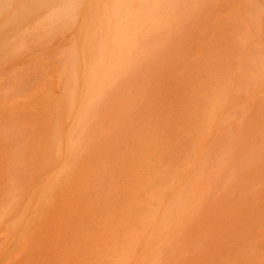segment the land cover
<instances>
[{"label":"rangeland","instance_id":"obj_1","mask_svg":"<svg viewBox=\"0 0 264 264\" xmlns=\"http://www.w3.org/2000/svg\"><path fill=\"white\" fill-rule=\"evenodd\" d=\"M263 57L264 0H0V264H264Z\"/></svg>","mask_w":264,"mask_h":264},{"label":"bare ground","instance_id":"obj_2","mask_svg":"<svg viewBox=\"0 0 264 264\" xmlns=\"http://www.w3.org/2000/svg\"><path fill=\"white\" fill-rule=\"evenodd\" d=\"M254 12H255V11H254ZM253 47H254V46H253ZM252 49H253V48H252ZM154 51H155V50H154ZM156 53H157V52H156ZM254 53H255V52H254ZM150 54H151V53H150ZM69 55H70V54H69ZM152 55H153V53H152ZM158 55H159V54H158ZM243 55H244V54H243ZM148 57H149V56H148ZM244 57H245V56H244ZM263 58H264V57H263ZM147 59H148V58H147ZM144 60H145V59H144ZM151 60H152V59H151ZM250 61H251V60H250ZM249 63H250V62H249ZM140 64H141V63H140ZM250 66H251V65H250ZM133 67H134V66H133ZM133 67H132V68H133ZM135 67H137V65H136ZM135 67H134V68H135ZM243 67H244V65H243ZM238 71H239V70H238ZM128 72H129V71H128ZM247 73H248V72H247ZM240 76H241V75H240ZM244 77H245V76H244ZM214 78H215V77H214ZM234 79H235V78H234ZM238 80H239V79H238ZM232 81H233V80H232ZM227 82H228V81H227ZM197 92H198V91H197ZM197 92H196V93H197ZM222 92H223V91H222ZM99 97H100V96H99ZM215 99H216V98H215ZM96 102H97V101H96ZM96 102H95V103H96ZM214 103H215V102H214ZM93 104H94V103H93ZM91 105H92V104H91ZM94 105H95V104H94ZM230 110H231V109H230ZM245 112H246V111H245ZM235 113H236V112H235ZM239 113H240V112H239ZM225 114H226V113H225ZM238 115H239V114H238ZM235 116H236V114H235ZM230 118H232V117H230ZM235 119H237V118H235ZM223 120H226V119L223 118ZM229 121H230V120H229ZM229 121H228V122H229ZM218 122H219V121H218ZM219 123L222 124L221 121H220ZM229 123H230V122H229ZM225 125H226V124H225ZM239 125H240V124H239ZM230 127H231V126H230ZM230 127H229V128H230ZM226 130H227V129H226ZM212 137H213V136H212ZM214 138H216V137H214ZM218 140H219V139H218ZM211 141H212V140H211ZM243 143H244V142H243ZM221 147H223V146H221ZM207 149H208V148H207ZM219 152H220V151H219ZM211 154H212V153H211ZM245 155H246V154H245ZM204 158H207V156L204 157ZM232 158H233V157H232ZM236 159H237V158H236ZM202 160H205V159L202 158ZM239 160H240V159H239ZM244 161H245V160H244ZM247 161H248V160H247ZM205 162H206V161H205ZM240 162H241V161H240ZM200 163H201V161H200ZM226 163H227V162H226ZM237 163H238V161H237ZM249 163H250V162H249ZM202 164H203V162H202ZM246 164H247V163H246ZM200 165H201V164H200ZM200 165H199V166H200ZM243 165H244V164H243ZM238 168H239V167H238ZM241 168H242V167H241ZM239 169H240V168H239ZM222 170H223V169H222ZM195 171H197V170H195ZM195 171H194V172H195ZM225 171H226V170H225ZM224 173H225V172H224ZM194 175H195V174H194ZM222 176H223V175H222ZM223 177H224V176H223ZM175 179H177V178H175ZM175 179H174V180H175ZM229 182H230V181H229ZM216 183H217V182H216ZM218 184H219V183H218ZM178 188H179V187H178ZM182 193H183V192H182ZM146 196H147V195H146ZM181 197H182V196H181ZM174 201H175V200H174ZM176 202H177V201H176ZM167 207H168V206H167ZM164 213H165V212H164ZM166 214H167V213H166ZM170 217H171V216H170ZM157 218H158V217H157ZM147 220H148V219H147ZM151 223H152V222H151ZM132 229H133V228H132Z\"/></svg>","mask_w":264,"mask_h":264}]
</instances>
